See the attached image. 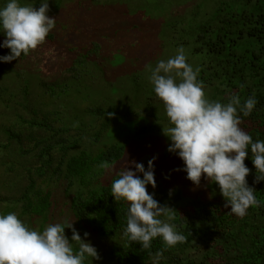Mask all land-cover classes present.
<instances>
[{"label": "trees", "instance_id": "trees-1", "mask_svg": "<svg viewBox=\"0 0 264 264\" xmlns=\"http://www.w3.org/2000/svg\"><path fill=\"white\" fill-rule=\"evenodd\" d=\"M213 1L210 13L207 8L197 11L195 0H181L168 8L165 24L187 23L188 29H159L157 39L172 49L184 48L187 63L194 70L200 69L198 81L203 82L209 100L226 103L229 95L238 94L243 105L254 96L257 104L249 116L244 117L238 109L240 127L253 142L264 141V0ZM60 2L50 6L56 8ZM179 8L187 9L183 17L175 15ZM120 17L132 21L122 14ZM81 30L66 40L69 62L64 80L31 91L28 77L18 82L13 68L5 66L0 71V117L5 118L0 122V215L15 213L30 229L43 232L46 226L57 223L56 214H63L66 208L81 239L88 233L87 241L100 256L99 260L86 259L85 264H153L158 251L163 252L158 264H264V181L254 183L259 173L250 147L244 162L250 169L246 180L260 204L250 206L243 218L229 213L222 196L186 198L173 186L177 179H172L169 188L156 179V187L147 186V191L161 205L177 212L170 223L186 235V242L168 247L157 237L149 249H143L139 242L122 238L129 204L112 196L111 184L118 178L116 162L124 153L122 141L154 122L156 115L136 112L130 118L133 111H118L116 102L108 101L105 95L109 85L117 88L128 83L130 89H124L132 105L141 93L140 106L145 103L158 112L163 103L155 95L151 74L137 90L133 80H139L140 70H133L126 81L116 82L111 73L101 72L102 46L97 40L83 41L86 38L79 34ZM52 36L49 33L46 40L50 42ZM80 36L83 39H78ZM9 54L4 50L0 57ZM111 64L113 72L117 64ZM104 75L111 82L105 81ZM78 99L83 108L73 112L70 105ZM108 113H114L113 118ZM140 117H146L147 123L137 122L129 135L103 142L110 130ZM105 161L109 169L100 167ZM65 235L70 240L71 230L65 228Z\"/></svg>", "mask_w": 264, "mask_h": 264}, {"label": "clouds", "instance_id": "clouds-1", "mask_svg": "<svg viewBox=\"0 0 264 264\" xmlns=\"http://www.w3.org/2000/svg\"><path fill=\"white\" fill-rule=\"evenodd\" d=\"M48 12V0H41L38 9L9 0L0 9V31L5 36L0 47L10 50L9 55L0 57V62L18 60L22 54L27 56L30 50L45 42L56 23V17L50 18ZM146 70L151 73L150 82L165 106L171 125L162 129V134L170 141L168 152L177 154L183 161L186 178L194 186H200L202 176L215 183L225 200L224 207L230 208V214L243 218L250 206L260 204L255 189L247 184L250 169L244 162L250 147L253 166L259 173L254 183L264 181V141L253 142L242 130L238 109L247 117L257 100L252 96L241 105L238 94L229 95L226 103L209 100L203 82L198 81L200 69L194 70L187 63L182 46L174 57L160 60L155 68L148 65ZM113 116L114 113H108L109 118ZM155 159L148 161L147 170L141 163L128 162L111 184L114 199L129 204L122 238L139 242L143 249H149L157 237L168 247L186 242V235L170 223L177 212L166 204L161 205L147 191V186L156 187ZM100 167L109 169L111 166L105 161ZM131 167L135 171L129 170ZM73 223L50 224L40 232L30 229L15 213L0 215V264H85L88 258L99 260L96 248L87 241L89 234L84 233L81 239ZM65 228L71 230L70 240ZM162 258L163 252H156L153 264H158Z\"/></svg>", "mask_w": 264, "mask_h": 264}, {"label": "rangeland", "instance_id": "rangeland-1", "mask_svg": "<svg viewBox=\"0 0 264 264\" xmlns=\"http://www.w3.org/2000/svg\"><path fill=\"white\" fill-rule=\"evenodd\" d=\"M57 1H61L60 4L56 8L51 7L54 4L57 5ZM95 1L96 3H92L91 0H48V15L50 18L56 17L55 27L53 28L54 32H49L50 35H53L52 40L49 42L45 39L42 45L38 46L35 50H30L29 54L23 59L18 58V60L8 63L0 62V71L5 66L13 68L17 73L12 75L16 77L18 82L28 77L31 91L38 90L44 84L48 85L56 80H64L67 77L64 68L67 65L66 63L69 62L66 56V40L69 42L68 37L72 39V34L78 29H84L79 34H82L86 39H83V36H80L78 39L81 38L83 41H90L89 39L97 40L102 46V48H99V56L102 58V63L99 64L100 71L105 74L111 73V79L116 82L119 80L126 81L133 70H140L138 75L140 77L139 80L134 79L133 81L139 87L137 90H141L145 77L151 74L146 70V66L150 65L152 68H155L157 65L154 63L156 58H158L156 60L158 63L160 60H167L177 54V49L168 47L167 44H163L157 38L159 29H188L187 23L181 26H168L164 22L168 8L181 3V0ZM195 1L198 4L196 7L197 11L200 9L205 10L206 8L209 13L213 11V0ZM8 2L9 0H3L0 9ZM40 2L41 0H18V3L22 6L31 5L37 9L40 6ZM128 2L129 5L127 6ZM122 5H124V10ZM184 7L189 9V5ZM187 9H176L177 14L175 15L183 17ZM113 14L115 16L110 18ZM120 14L132 19V21L120 17ZM61 31L63 32L61 33ZM4 39V33L1 32L0 44L3 43ZM4 50H8L10 53L9 49L0 47V53ZM185 55L187 59L186 52ZM113 61L117 65L112 72L109 68L113 66L111 64ZM94 65H96V62ZM103 78L105 81L111 82L108 75H104ZM130 80L132 82V78ZM124 87L130 89L128 83H124L121 87L117 86V88L109 85L106 92L107 95H105L108 101L112 100L114 103L116 102V109L118 111L123 109L133 111L130 114V118L134 114L137 115L136 112H142L143 115L148 113L152 116L156 115V119L154 122L141 128V131L138 130L133 135H129L131 132H134L135 127L138 125L137 122L142 121L143 124L147 123V120L144 119L147 116L140 117L137 121L134 118V120L128 121L123 126L110 130L108 136L103 139L104 143H111L121 139L122 136L129 135L122 141L124 153L116 162L117 171L127 167L128 162L131 161L143 164L145 170H147L148 161L156 157L153 163L154 177L155 181L157 179L161 186L169 188L168 186H171L172 179H177L173 181V186L179 187L186 198L196 196L202 200H208L214 196L220 197L218 186L215 183H210L203 176L201 177L200 186H194L186 178L187 174L183 171V161L178 158L177 154L168 152L167 149L170 146V141L162 134V129H167L171 125L166 112H164V104L162 106L158 104V112L151 105H147L144 102L140 106L143 94L141 93L139 98L133 99L134 104L132 105V100L127 99L128 96ZM135 94L137 95V91ZM103 104L105 105L106 102ZM81 105L82 101L78 99L70 105V110L79 112L83 108ZM161 116L162 118H160ZM147 119L149 120V117ZM4 120V117H0V122ZM127 132L130 133L127 134ZM129 170L135 171L134 167H131ZM140 178H143L142 174H140ZM56 218L57 223L74 222L73 217L66 208L63 210V214H56Z\"/></svg>", "mask_w": 264, "mask_h": 264}]
</instances>
